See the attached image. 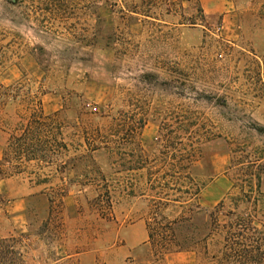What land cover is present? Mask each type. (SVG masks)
I'll use <instances>...</instances> for the list:
<instances>
[{"label":"rangeland","instance_id":"374dc122","mask_svg":"<svg viewBox=\"0 0 264 264\" xmlns=\"http://www.w3.org/2000/svg\"><path fill=\"white\" fill-rule=\"evenodd\" d=\"M86 1L0 0V85L59 113L58 143L68 146L54 164L33 162L0 181L6 200L23 201L1 206L0 240L17 238L19 264H218L204 259V244L158 259L148 182L195 151L204 212L184 233L204 237L238 214L264 232V0H126L139 14L124 0L95 10ZM119 123L124 130L109 136ZM129 125L140 127L133 138ZM98 130L110 144L91 151ZM8 138L0 129V159ZM162 197L170 219L194 201L171 189ZM219 233L209 241L214 253ZM261 253L264 264V242Z\"/></svg>","mask_w":264,"mask_h":264},{"label":"trees","instance_id":"16d2710c","mask_svg":"<svg viewBox=\"0 0 264 264\" xmlns=\"http://www.w3.org/2000/svg\"><path fill=\"white\" fill-rule=\"evenodd\" d=\"M13 6H21L25 4L26 0H5ZM121 0H87V8L97 9L100 3H105L108 7L115 8ZM124 8L130 13H136L133 3H127ZM121 12H125L123 8ZM144 15V14H143ZM147 16V15H144ZM99 31L94 35L97 36ZM16 105V106H15ZM15 107V114H10V108ZM60 114L46 115L42 107V101L36 95L23 94L19 86H4L0 85V129L9 133V138L4 149L3 158L0 159V181L8 179L17 174H23L34 162L37 166L43 163H53V157L59 159L63 155V150H67L68 146L64 142H59V137L62 136V126L60 123ZM118 126L113 127L109 136L118 135L120 130H124ZM127 127V126H126ZM126 136L135 137L140 131V127L129 125L125 129ZM88 138V143L91 151H96L109 147V141H102L99 138L103 137L101 131ZM107 139V138H106ZM49 148V149H48ZM195 151H191L188 157L182 158V165L172 163L170 168L155 171L150 175L148 182L149 189L155 192L156 198L154 202L153 219L147 221L149 241L156 251L158 259H165L166 256L173 252H199L203 254L204 259L208 262H214L219 257L222 259L218 264H241L240 260L249 258L251 264H259V258L262 254L264 232L262 229L253 225L248 215H236V218L226 224H221L214 221L215 228L211 229L204 237H197L195 233L187 235L184 233L185 225L190 222L196 215L204 212L203 207L198 203L197 197L202 192V187H199L191 174V166L194 164ZM52 156V157H51ZM89 157L88 155H81L75 157L83 161ZM52 159L48 161L47 159ZM176 159V157H175ZM174 159V160H175ZM180 160V159H179ZM187 163H186V162ZM61 168L67 165L68 162L62 163ZM175 162V161H174ZM8 170H7V169ZM143 168V167H142ZM142 168H139L141 170ZM183 180L187 184L184 188L170 187L173 181ZM44 182L39 181L37 185H42ZM165 189L177 190L182 194L187 195L194 200L188 203V215L182 214L179 217L170 219L162 213L164 204L161 199L165 193ZM167 196V194H165ZM177 201V200H176ZM10 203L0 193V208L3 204ZM216 213H211L214 217ZM215 232H220L222 241V249L214 253L210 249L209 241L212 239ZM17 238L11 237L9 239L0 240V264H19V256H22L17 250L14 243ZM211 264V263H210Z\"/></svg>","mask_w":264,"mask_h":264},{"label":"crops","instance_id":"0c3cea01","mask_svg":"<svg viewBox=\"0 0 264 264\" xmlns=\"http://www.w3.org/2000/svg\"><path fill=\"white\" fill-rule=\"evenodd\" d=\"M22 204H23V201L19 202V201L14 200L10 202L9 206H10V209H14V207L16 206H19L21 208Z\"/></svg>","mask_w":264,"mask_h":264}]
</instances>
